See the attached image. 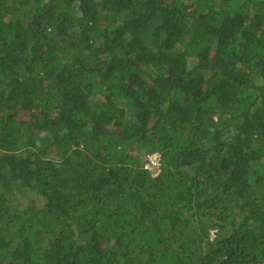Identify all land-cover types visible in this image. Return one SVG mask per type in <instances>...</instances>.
<instances>
[{"label": "trees", "instance_id": "1", "mask_svg": "<svg viewBox=\"0 0 264 264\" xmlns=\"http://www.w3.org/2000/svg\"><path fill=\"white\" fill-rule=\"evenodd\" d=\"M0 264H264V0H0Z\"/></svg>", "mask_w": 264, "mask_h": 264}, {"label": "built area", "instance_id": "2", "mask_svg": "<svg viewBox=\"0 0 264 264\" xmlns=\"http://www.w3.org/2000/svg\"><path fill=\"white\" fill-rule=\"evenodd\" d=\"M160 157L158 153H154L152 155L147 156L148 162L145 164L147 168H149L151 171H155L158 173L159 166H160Z\"/></svg>", "mask_w": 264, "mask_h": 264}, {"label": "rangeland", "instance_id": "3", "mask_svg": "<svg viewBox=\"0 0 264 264\" xmlns=\"http://www.w3.org/2000/svg\"><path fill=\"white\" fill-rule=\"evenodd\" d=\"M16 195H17V202H19V203H21V205L23 204V205H28L30 202L29 201H27L26 199L27 198H25L23 195H25V194H23L22 192H19V193H16ZM31 196H33V194H31L30 195V197ZM29 197V198H30ZM40 205V201H38V199H37V205Z\"/></svg>", "mask_w": 264, "mask_h": 264}]
</instances>
